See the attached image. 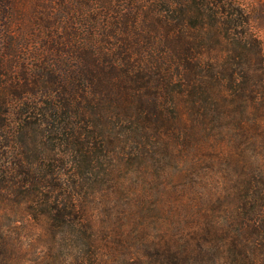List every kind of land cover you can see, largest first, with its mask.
Returning a JSON list of instances; mask_svg holds the SVG:
<instances>
[{
	"label": "trees",
	"instance_id": "16d2710c",
	"mask_svg": "<svg viewBox=\"0 0 264 264\" xmlns=\"http://www.w3.org/2000/svg\"><path fill=\"white\" fill-rule=\"evenodd\" d=\"M0 264H264L240 0H0Z\"/></svg>",
	"mask_w": 264,
	"mask_h": 264
},
{
	"label": "rangeland",
	"instance_id": "374dc122",
	"mask_svg": "<svg viewBox=\"0 0 264 264\" xmlns=\"http://www.w3.org/2000/svg\"><path fill=\"white\" fill-rule=\"evenodd\" d=\"M240 1L250 12L251 19L253 22V27L262 43V47L264 51V0H240ZM212 169H214V167H212L211 164L204 162L202 167L197 169V171L192 175V177L196 180L197 175H203L204 181L210 185L214 180V178H216L214 175V171ZM185 183L186 182H182V184ZM205 187L207 189V186Z\"/></svg>",
	"mask_w": 264,
	"mask_h": 264
}]
</instances>
